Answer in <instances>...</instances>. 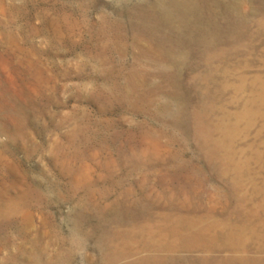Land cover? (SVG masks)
Here are the masks:
<instances>
[{
    "label": "rangeland",
    "instance_id": "1",
    "mask_svg": "<svg viewBox=\"0 0 264 264\" xmlns=\"http://www.w3.org/2000/svg\"><path fill=\"white\" fill-rule=\"evenodd\" d=\"M0 264H264V0H0Z\"/></svg>",
    "mask_w": 264,
    "mask_h": 264
},
{
    "label": "bare ground",
    "instance_id": "2",
    "mask_svg": "<svg viewBox=\"0 0 264 264\" xmlns=\"http://www.w3.org/2000/svg\"><path fill=\"white\" fill-rule=\"evenodd\" d=\"M204 233V232H203ZM205 235V234H204ZM206 236V235H205ZM203 236L201 233H199L198 231H196L195 233H193L190 236V239L194 242H203L202 244L205 245H210L214 240L209 238V237H205ZM218 239V236H216ZM186 240H189V238H187ZM183 244L187 245V246H191V244L188 243V241L182 242ZM209 247V246H208ZM208 256H206V260H207Z\"/></svg>",
    "mask_w": 264,
    "mask_h": 264
}]
</instances>
